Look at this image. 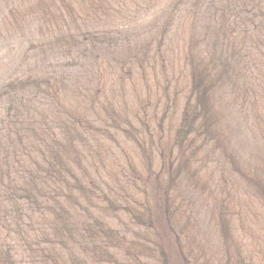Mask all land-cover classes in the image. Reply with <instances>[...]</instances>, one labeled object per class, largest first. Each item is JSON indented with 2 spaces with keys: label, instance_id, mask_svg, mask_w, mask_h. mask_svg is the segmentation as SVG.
<instances>
[{
  "label": "trees",
  "instance_id": "trees-1",
  "mask_svg": "<svg viewBox=\"0 0 264 264\" xmlns=\"http://www.w3.org/2000/svg\"><path fill=\"white\" fill-rule=\"evenodd\" d=\"M124 1L0 0V50L11 47L27 56L34 51L31 59L34 58L36 66L47 65V76L37 74L32 86L28 84L32 75L27 80L23 74L5 78L0 87V264H62L66 252L72 248L70 243L82 241L81 237L85 238L82 242L92 243L98 255L107 252L106 260L98 261L104 264H264V238L259 233V242L252 246L234 244L230 236V223L234 216L242 215L239 208L251 207L248 200H238V207L230 201L228 205L220 193L218 199L216 191H209L218 182L215 178L218 170L210 172L201 161L205 153L219 151L226 139L222 114L216 110L215 91L225 80L232 81L234 61L242 59L251 64L253 56L245 39L249 31L242 13L224 7L214 13L212 10L213 19L206 24L200 40L191 44L190 52H185L184 65L188 68L185 77H191L187 103L179 123L172 124L171 129L162 122L158 126V138L167 144L159 151L160 162L140 166L148 167L142 173L135 164L151 152L134 150L136 155L127 157V168L122 167L124 178L133 185L128 194L130 200L125 203L131 216L127 226L132 237L112 227L104 216L85 226L88 234L78 235L76 216H88V209L82 207L83 200L78 197L85 191V174H90L84 160L87 152L83 150L91 148L93 156L95 151L102 154L104 150L113 154L116 152L112 143L118 141V135L136 137L140 133H129L133 128L131 122L111 105L104 104L107 107L102 109L113 118L112 126L95 125L86 116L87 111L96 108L100 94L106 93L103 84L106 64L117 72L121 86L126 83V77L122 76L126 69L129 79L133 78L134 68L141 70L142 79L147 74L150 51L142 57L130 52L122 60L117 53H108L111 47L105 50L101 41L100 24L115 18L122 6L127 8ZM227 1L226 4L245 10L257 3V0ZM175 8L176 30L180 32L184 15L179 4ZM219 13L221 18H215ZM186 33L187 29L180 39L184 47ZM198 45L195 55L192 49ZM165 53L155 54L165 58ZM89 58L90 66L85 62ZM31 59L23 58V66L30 65ZM114 60L118 62L114 64ZM84 80L83 88L91 86L93 80L99 86L90 104L77 102L85 108L83 114L70 111L65 100L70 93L83 90L79 83ZM168 93L167 87L164 89L167 103ZM55 106L68 107L67 114L71 116L58 117L53 111ZM163 114L161 121H165L166 110ZM116 116L120 117L117 122ZM82 128L88 135H83ZM149 141L151 145L153 141ZM126 153L124 150L118 154ZM233 174H241L253 185L264 208V181L237 165ZM223 175L219 181L226 179ZM185 182H190L185 185L191 197L184 195L181 185ZM228 192L232 197L231 191ZM195 200L210 211L191 210ZM130 202L136 204L139 212L130 209ZM201 214H205L204 220ZM207 220L210 227H205ZM205 228L214 229L213 239L220 242L214 249ZM121 255L125 256L124 261L119 259Z\"/></svg>",
  "mask_w": 264,
  "mask_h": 264
},
{
  "label": "rangeland",
  "instance_id": "rangeland-1",
  "mask_svg": "<svg viewBox=\"0 0 264 264\" xmlns=\"http://www.w3.org/2000/svg\"><path fill=\"white\" fill-rule=\"evenodd\" d=\"M124 2L127 8L122 6L115 18L107 20V24L105 22L100 24L101 41L105 50L111 47L108 53H117L118 59L120 57L122 60L127 54L130 55V52L134 56L142 57L144 53L150 51L152 56L146 64L149 67L145 68L147 73L145 79H142L139 68H134L131 72L133 78L129 79L126 69L125 73H122V76L126 77V83L121 86L117 72L106 64L107 73L104 74L103 81V84H106V93L100 94L99 100H96V108L86 112L83 106L77 105V102L83 100L90 104V101L94 100L95 88L99 86L97 80H93L94 83L87 86L92 91L83 88L85 80L79 83L83 90L70 93L67 97L69 99L65 101L70 105L68 106L70 111H80L83 114L86 112L89 120L98 126H112L113 118L102 107H107L104 104L114 106L113 108L121 114L122 118L126 117L127 122H131L133 128L129 133L134 134L136 131L140 133L136 137L118 135V141L112 143V148L116 152L113 154L106 153L104 150L102 154L95 151L93 156L91 148L84 149L82 145L80 146L84 149L83 151L87 152L84 160L90 174H85L84 193L78 194V197L83 200L80 204L88 209V216H76L78 235L81 237L80 234H88L89 229L85 226L95 224L101 216H104L107 222L110 221L112 227L118 228V231L127 232L132 237L127 226V223L130 224L131 216L129 217L126 212L125 203L130 200L128 194L133 185L124 178L122 167L127 168L129 161L127 157L135 156V151L142 153V150L151 153H146L143 161L135 164L139 166L138 168L140 166L149 167L151 163L156 165L160 162L159 151L166 148L167 144L165 140L160 142L158 126L162 122L164 127L171 129L172 124L179 123L187 103V84H190L191 77H185L188 73V68L184 65L185 52H190L191 44L198 43L200 40L206 24L213 19L212 10L214 9V13L216 9L224 7L225 10L234 9L242 13L241 18L246 21V30L249 31L245 39L253 56H251V64L242 59L234 61L232 81L225 80L223 86L215 91L218 96L216 110L222 114L221 124L226 139L219 151L212 154L210 151L205 153L201 156L204 161H201L202 166L209 168L210 172L218 170L215 172L218 182L213 183L209 191H216L218 199L220 193V197H224L228 205L230 201L231 205L240 207L238 200L247 199L248 206H251L250 208H239L242 215L234 216L230 223L232 231L230 236L233 238V243L244 244V246L256 244L259 242V237L264 238L263 204L253 185L250 186L241 174L234 175L233 172L237 165L242 171L250 172L254 177L264 181V0H257L254 6L246 10L238 5L226 4L227 0H191L190 2L189 0H126ZM178 4L184 15L180 32L176 30L178 20L175 11L177 9H174ZM220 14L222 13L213 16L220 19ZM186 29L184 47L180 39ZM11 49V47H6L0 50V68L4 67V70H0V87L5 82V78L25 74L24 78L28 80L32 75L34 79H31V76L28 80L29 86H32L33 80L38 79L35 78L37 74L47 76V65L37 67L34 58L31 59L34 57V51L27 56V54H18ZM198 50L199 45L192 49L195 55ZM157 51L166 52L165 58L155 54ZM25 57L26 61L32 60L28 66H23L22 61ZM85 62L90 66V58ZM117 62V60L113 61L114 64ZM41 63L39 61V64ZM109 73L112 75L109 76ZM231 82L232 86H230ZM112 86L115 89L112 90ZM167 87L169 89L168 103L164 95V89ZM68 107L56 108L55 106L53 111L59 114L58 117L71 116L67 114ZM165 110V121H161ZM116 118V122L119 121L120 117L116 116ZM81 131L83 135H88L83 128ZM167 134L166 131L165 139L168 138ZM150 139L153 141L151 145ZM138 142L141 145L139 148L136 147ZM124 150L127 152L126 155L118 154L119 151L124 152ZM148 167L140 168L141 172L144 173ZM156 169L158 171L159 167L156 166ZM161 175L163 176L162 173ZM221 175L226 179L219 181ZM185 184H190V182L181 185L187 197L191 195V192ZM229 190L233 198L229 196ZM195 204L191 206V210L195 209L194 212L201 213L202 208L206 212L210 211L208 206L201 208L202 203L198 200H195ZM130 209L139 212L134 202H130ZM201 219H205V214H201ZM210 225L207 220L205 227H210ZM205 230L211 236L210 246L214 249L220 244L217 239H213L215 231L212 228H205ZM81 239L83 241L85 238L81 237ZM82 241L70 243L72 248L66 252L62 264H104L98 261H105L107 252L103 251L98 255L92 243ZM119 259L124 261L125 256L121 255Z\"/></svg>",
  "mask_w": 264,
  "mask_h": 264
}]
</instances>
